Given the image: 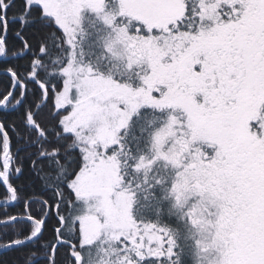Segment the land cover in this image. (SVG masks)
Instances as JSON below:
<instances>
[{
    "label": "snow or ice",
    "instance_id": "snow-or-ice-1",
    "mask_svg": "<svg viewBox=\"0 0 264 264\" xmlns=\"http://www.w3.org/2000/svg\"><path fill=\"white\" fill-rule=\"evenodd\" d=\"M0 264H264V0H0Z\"/></svg>",
    "mask_w": 264,
    "mask_h": 264
}]
</instances>
